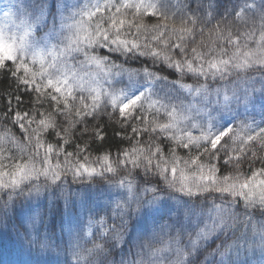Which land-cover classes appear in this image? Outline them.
Returning a JSON list of instances; mask_svg holds the SVG:
<instances>
[{"label":"trees","instance_id":"1","mask_svg":"<svg viewBox=\"0 0 264 264\" xmlns=\"http://www.w3.org/2000/svg\"><path fill=\"white\" fill-rule=\"evenodd\" d=\"M0 264H264V0H0Z\"/></svg>","mask_w":264,"mask_h":264},{"label":"rangeland","instance_id":"2","mask_svg":"<svg viewBox=\"0 0 264 264\" xmlns=\"http://www.w3.org/2000/svg\"><path fill=\"white\" fill-rule=\"evenodd\" d=\"M142 95V93L140 92V93H137V94H135L134 95V97L135 98H137L138 96H141ZM125 108H127L128 106H129V104L126 102V103H124V105H123ZM192 123H195V124H201V121H193ZM231 123V122H230ZM230 123H228V125H227V129H228V127L230 126ZM226 134V132H223V133H221V134H219L217 137H215V139H214V141L216 142V143H218L220 140H221V138L223 137V135H225Z\"/></svg>","mask_w":264,"mask_h":264}]
</instances>
